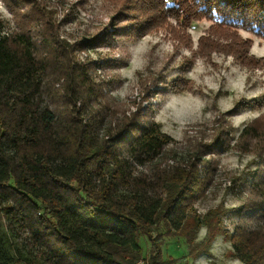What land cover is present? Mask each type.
I'll return each mask as SVG.
<instances>
[{
    "label": "trees",
    "instance_id": "trees-1",
    "mask_svg": "<svg viewBox=\"0 0 264 264\" xmlns=\"http://www.w3.org/2000/svg\"><path fill=\"white\" fill-rule=\"evenodd\" d=\"M194 2L217 22L264 38V0ZM71 48L85 50L87 41ZM68 53L49 34L12 37L0 24V264H172L162 257L160 236L183 237L193 259L209 254L218 235L239 264H264L258 120L235 142L255 167L249 182L232 180L247 193L229 231L222 210L200 216L193 207L216 172L206 153L228 147L229 126L186 159L162 162L172 139L159 123L138 110L120 119L109 114L94 76L103 66ZM201 229L205 236L195 244ZM140 239L150 244L147 256Z\"/></svg>",
    "mask_w": 264,
    "mask_h": 264
},
{
    "label": "rangeland",
    "instance_id": "rangeland-1",
    "mask_svg": "<svg viewBox=\"0 0 264 264\" xmlns=\"http://www.w3.org/2000/svg\"><path fill=\"white\" fill-rule=\"evenodd\" d=\"M215 19L194 0H0L2 34L35 40L49 34L71 58L103 66L94 73L102 89L98 102L117 119L138 110L159 123L172 139L162 162L186 159L229 126L228 147L206 153L216 172L193 207L200 216L222 210L231 231L247 193L232 180L249 182L255 167L235 142L253 120L264 129V38ZM81 40L87 48L72 52ZM205 233H197L195 244ZM158 239L172 264H239L220 235L209 254L193 259L183 237ZM140 244L147 256L150 244Z\"/></svg>",
    "mask_w": 264,
    "mask_h": 264
}]
</instances>
